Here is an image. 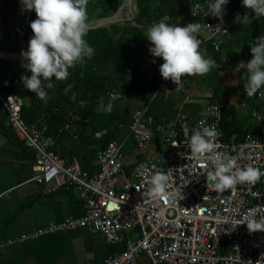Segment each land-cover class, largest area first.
Masks as SVG:
<instances>
[{
    "label": "built area",
    "instance_id": "1",
    "mask_svg": "<svg viewBox=\"0 0 264 264\" xmlns=\"http://www.w3.org/2000/svg\"><path fill=\"white\" fill-rule=\"evenodd\" d=\"M210 2L205 0L206 8H203L207 19L200 45L207 41L216 51H221L223 37L232 30L231 15L241 20L244 14L235 10L229 0L222 19L207 15ZM31 13L32 10L22 12L20 0H16L14 30L21 37L26 35ZM201 13L202 5L195 3L186 12V25ZM258 31L255 42L264 39V22ZM250 43L254 41L249 46ZM22 76L7 74L0 81V113L8 115L13 133L33 154L35 180L43 186V193L52 195L61 188H73L85 206L82 218H68L23 239L87 228L103 233L107 242H124V250L108 257L105 264H140L141 254L151 264H264V230L250 232L246 222L240 224L244 220H264L263 116L257 115L263 120L261 139L247 135L243 140L226 141L220 127L223 103L205 104L193 121L186 111L190 100L187 97L178 105L173 122L167 126H157L146 113L147 109L138 110L128 124L132 139L138 150L145 153L159 132L162 144L159 158L142 157L127 168L124 143L113 140L98 152L99 168L92 173L83 169L77 157L67 158L57 153V140L47 134L45 125L28 124L23 119L24 101L14 91L16 87H25ZM159 78L164 94L171 92L172 80L163 78L161 73ZM5 88L10 91L5 93ZM134 94V91H108V97L115 96V100ZM77 124L76 114L70 112L63 130L77 137ZM186 126L189 130L214 127L218 133L214 140L217 151L228 158H237L238 166L251 164L259 168L261 178L255 184H237L223 192L213 190L205 174L211 166L206 158L192 156L187 146ZM156 172H164L170 178L167 198L154 199L149 194L151 185L145 177ZM180 192L183 199L177 200L171 195ZM133 230L139 232L136 239L126 236Z\"/></svg>",
    "mask_w": 264,
    "mask_h": 264
},
{
    "label": "crops",
    "instance_id": "2",
    "mask_svg": "<svg viewBox=\"0 0 264 264\" xmlns=\"http://www.w3.org/2000/svg\"><path fill=\"white\" fill-rule=\"evenodd\" d=\"M7 2L8 0H0V10L2 11L0 12V30L3 33L1 41H10V49H1L0 51L22 53L27 49V46L24 45L23 37L14 30L15 13L12 16L4 12ZM134 5L136 7V0L133 1L131 7L125 6L122 9L124 20L133 18ZM249 15L256 20L260 19L254 11H250ZM5 21L9 24L7 27L2 26ZM168 22L185 26L187 15L185 12L178 13L175 17L169 18ZM193 23L201 25L200 32L197 34L199 39L203 36L205 21L196 20ZM200 49L207 57L216 61L215 66L204 76L185 74L179 85L172 81L170 87L172 93L180 94L178 90L180 86L190 88L188 104L200 105L198 111L216 96L219 97V101L237 100L238 110L246 109V101L239 88L236 67H230L225 56H221L209 42L204 41L200 45ZM219 56H221V62L218 59ZM0 59L11 63L10 66L5 65L6 67L0 65V81L7 74L16 73L26 62L25 58L20 57L4 58L0 55ZM143 63L141 71L149 69L147 88L139 92L127 89L126 92L134 91L135 94L112 101V110L106 111L108 114L117 113L119 117L117 122L122 123L119 140L124 143V163L127 168L137 163L142 157L157 159L162 151L158 132L153 136L147 151L141 153L136 142L132 139L128 126L129 121L128 124L123 123L125 120H131L136 111L148 109L164 95V87L160 88L159 78V66L163 63V58L149 54L144 57ZM127 73H131V71H127ZM14 91L22 97L24 104L31 103L32 94L26 87H16ZM258 95L262 96L261 91L258 92ZM181 97L183 100L185 94H182ZM110 100L109 97L101 100L97 104V108L103 110L102 103L106 106ZM254 114L264 117L257 111ZM172 122L159 126H167ZM77 125L79 126V124ZM76 138L70 135L66 144L59 148H64L63 150L66 152L74 150L72 154L79 150L80 158L85 159V165L90 168L87 171L95 173L99 168L98 157L94 159L91 155L95 143L85 145L82 141H76ZM69 146L71 149L68 148ZM33 164L34 157L31 151L10 131L0 129V264H105L108 257L124 250V242H107L103 233L87 228L62 230L23 239L38 230L63 223L68 218H82L85 214L84 203L77 190L73 188H61L52 195L44 194L43 186L35 180ZM138 233L137 230L128 231L126 236L136 239ZM139 263L151 264L143 254L139 256Z\"/></svg>",
    "mask_w": 264,
    "mask_h": 264
},
{
    "label": "trees",
    "instance_id": "3",
    "mask_svg": "<svg viewBox=\"0 0 264 264\" xmlns=\"http://www.w3.org/2000/svg\"><path fill=\"white\" fill-rule=\"evenodd\" d=\"M123 1L88 0V21L93 18L111 15L120 7ZM7 3L4 12L13 16L16 9V0H8ZM195 3L202 5V13L195 21H206L207 18L203 15V8H206L205 0H136V12L132 19L90 29L86 39L90 46L94 48V55L90 59L86 58L84 62L70 68V74L66 79L55 81L53 78L55 87L47 89L49 96L47 103L31 90V103L29 105L24 104L22 109L23 119L28 124L45 125L47 134L57 140L56 151L60 156L67 158L75 156L81 161L84 170L90 169L85 165V159L80 158L79 150L72 154L74 150L66 152L63 150L64 148H59L61 145L66 144V140L70 136L68 131L63 130L67 115L70 112L76 114L77 123L79 124L76 130V141H82L85 145L95 143L91 155L94 159H97V152L106 148L109 142L119 140L120 125L122 124L117 122L119 119L117 113L108 114L106 111L98 109L97 104L108 98V91L110 90L126 91L127 89H134V91L139 92L147 88L146 81L149 69L143 72L141 67L144 65V57L151 54L149 52L151 42L145 36L148 28L165 16L172 18L178 13H186ZM232 3L235 10H240L244 14V18L237 21L235 20V14L231 15V33L223 37L221 51L217 52L221 56H225L230 67H236L239 88L242 97L246 101V109L239 111L237 100L219 101L218 96L213 97L210 103L220 102L224 105L220 122L224 140H243L247 135H251L255 139H261L263 120H259L254 113L257 111L264 115V95L262 97L257 93L249 97L246 94L244 74L247 71V61L252 58L248 43L255 42L259 32L258 28L264 22V16L256 20L249 15L252 10L246 8L241 0H232ZM0 12L2 11L0 10ZM32 13L30 21L36 18L34 10H32ZM8 25L6 21L2 24L3 27ZM2 35V30H0V50L10 49V41H1ZM32 35L33 32L29 24L26 35L23 37L25 46L28 47ZM221 56L218 57L220 62L222 61ZM6 61L0 59L1 67L10 66L11 63ZM127 71H131V73H127ZM15 74L31 75L29 70L26 73L25 67L17 70ZM178 88L180 94L177 93L176 95L172 91L166 93L146 110L148 115L153 116L157 126L172 122L178 105L190 96V92H188L191 90L190 88L183 86ZM8 91L10 89H4L5 93ZM181 93L185 94L183 100ZM199 106L186 105V111L190 112L193 121L197 117ZM128 121L131 120H125L123 123L128 124ZM0 129H7L15 136L8 115L3 112L0 113ZM15 138L17 137L15 136ZM68 148L71 149L70 146Z\"/></svg>",
    "mask_w": 264,
    "mask_h": 264
},
{
    "label": "clouds",
    "instance_id": "4",
    "mask_svg": "<svg viewBox=\"0 0 264 264\" xmlns=\"http://www.w3.org/2000/svg\"><path fill=\"white\" fill-rule=\"evenodd\" d=\"M241 2L258 17L264 16V0ZM228 3L229 0H211L207 15L222 19ZM20 4L22 12L34 10L36 13V18L30 21L33 35L27 49L22 52L26 60L22 66L31 75L24 74L22 81L27 89L47 103V89L55 87L54 79H66L70 68L94 55L95 50L86 39L89 32L88 0H20ZM236 19L239 20V16ZM168 21L165 16L154 22L145 35L151 42L149 52L152 56L163 58L159 66L162 77L179 85L185 74L204 76L209 73L216 61L200 49L197 34L201 25L191 22L180 26ZM250 50L252 58L247 61L244 74V89L249 97L264 90V39L250 43ZM115 99L113 96L106 106L102 103L103 110L110 112ZM217 134L214 127L200 126L193 130L185 127L187 146L192 156L206 158L211 166V170L205 172L206 181L213 190L220 192L237 184H255L261 178L260 169L251 164L238 166L237 158H228L218 152L214 142ZM169 179L164 172L146 176L145 180L151 185L150 196L154 199L167 198ZM171 195L177 200L183 199L182 192ZM245 222L250 232L264 230V220H244L240 224Z\"/></svg>",
    "mask_w": 264,
    "mask_h": 264
},
{
    "label": "water",
    "instance_id": "5",
    "mask_svg": "<svg viewBox=\"0 0 264 264\" xmlns=\"http://www.w3.org/2000/svg\"><path fill=\"white\" fill-rule=\"evenodd\" d=\"M134 0H125L123 2V4H121L120 7H118L111 16H107V17H102V18H96V19H92L90 21H88V26H89V30L90 29H95V28H100V27H104V26H108L114 23H118L120 21H123L125 18H123L122 16V9L125 6H130L132 5ZM0 55L4 58H8V57H20V58H24L22 53H15V52H2L0 51Z\"/></svg>",
    "mask_w": 264,
    "mask_h": 264
},
{
    "label": "rangeland",
    "instance_id": "6",
    "mask_svg": "<svg viewBox=\"0 0 264 264\" xmlns=\"http://www.w3.org/2000/svg\"><path fill=\"white\" fill-rule=\"evenodd\" d=\"M133 12H134V13L136 12V7H135V5H134V9H133Z\"/></svg>",
    "mask_w": 264,
    "mask_h": 264
},
{
    "label": "bare ground",
    "instance_id": "7",
    "mask_svg": "<svg viewBox=\"0 0 264 264\" xmlns=\"http://www.w3.org/2000/svg\"><path fill=\"white\" fill-rule=\"evenodd\" d=\"M131 10V9H130Z\"/></svg>",
    "mask_w": 264,
    "mask_h": 264
}]
</instances>
